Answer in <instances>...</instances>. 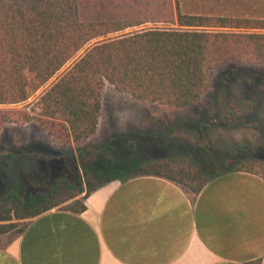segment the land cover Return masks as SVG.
Instances as JSON below:
<instances>
[{"label":"trees","instance_id":"obj_1","mask_svg":"<svg viewBox=\"0 0 264 264\" xmlns=\"http://www.w3.org/2000/svg\"><path fill=\"white\" fill-rule=\"evenodd\" d=\"M227 64L264 69V0H0V132L35 119L21 107L29 100L28 74L34 90L41 91L37 119L67 146L96 132L106 83L134 100L187 108L207 91L214 71ZM241 103L228 104L229 119H237ZM203 132L210 137V129ZM133 149L129 142L125 160L96 152L95 162L81 166L70 153L67 174L45 190L23 197L13 188L1 192V241L16 239L32 218L50 209L83 212L91 193L116 180L158 176L198 194L231 171L264 179V160L245 156L243 144L217 154L231 159L221 170H211L222 159L209 152L195 151L176 162L137 159Z\"/></svg>","mask_w":264,"mask_h":264},{"label":"crops","instance_id":"obj_2","mask_svg":"<svg viewBox=\"0 0 264 264\" xmlns=\"http://www.w3.org/2000/svg\"><path fill=\"white\" fill-rule=\"evenodd\" d=\"M85 205L32 218L0 246V264H264V179L253 173H223L198 194L136 176Z\"/></svg>","mask_w":264,"mask_h":264},{"label":"rangeland","instance_id":"obj_3","mask_svg":"<svg viewBox=\"0 0 264 264\" xmlns=\"http://www.w3.org/2000/svg\"><path fill=\"white\" fill-rule=\"evenodd\" d=\"M185 1L215 3L218 0ZM28 78L29 100L21 107L35 119L21 125L9 124L0 132V193L13 188L23 197L45 190L44 186L67 174L66 155L70 153L78 158L80 166L95 162L96 152L100 157L123 156L125 160L129 142L134 145L133 154L137 159L168 157L178 162L195 151L222 155L243 144L245 156L264 160L263 68L227 64L216 69L207 91L196 104L187 108L134 100L106 83L96 132L78 145L67 146L60 145L47 132L43 121L37 119L41 117L37 107L41 91L34 90L32 74H28ZM231 101H242L234 120L226 114ZM205 129H210L208 138L203 132ZM147 138L152 142L145 141ZM108 145L111 150L107 149ZM207 147L211 150L207 151ZM219 157L222 161L210 165L211 170H221L231 161ZM17 222L21 224L22 220ZM6 243L7 238L0 239V246Z\"/></svg>","mask_w":264,"mask_h":264}]
</instances>
